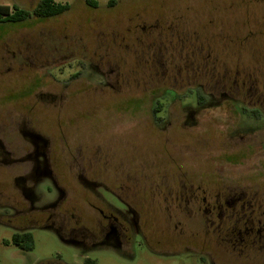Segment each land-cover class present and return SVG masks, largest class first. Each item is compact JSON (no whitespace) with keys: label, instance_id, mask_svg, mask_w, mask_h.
<instances>
[{"label":"flooded vegetation","instance_id":"flooded-vegetation-1","mask_svg":"<svg viewBox=\"0 0 264 264\" xmlns=\"http://www.w3.org/2000/svg\"><path fill=\"white\" fill-rule=\"evenodd\" d=\"M156 26L149 28H160ZM142 28L148 29L147 26ZM159 39L161 41L157 45L168 50L166 46L171 42ZM116 45L99 37L88 41L72 36L60 43L56 39L49 42L37 37H0V172L3 174L15 167H25L24 174L15 177L14 184L21 189L29 205L21 209L12 207L13 216L30 211L36 214L14 227L25 229L46 222L40 226L55 230L66 240L83 245L93 242L112 244L120 249L129 248L133 238L140 236L145 246L155 251L149 227L155 213L161 211L165 219L176 221L174 227L176 230L179 228V236L188 238L183 250L198 255L204 264H264V187L261 184H253L241 176L223 179L216 170L211 181L156 182L154 163L145 165L118 152L121 144L114 137L124 126L122 118H116L114 125L108 126V134L101 132L96 135L89 122L88 131L80 133L83 123L73 116L69 107L71 104H83L81 100L90 91L99 97L108 91V107L112 106L117 117L121 116L122 107L118 104L126 79L122 72L123 56ZM160 60L161 53H154L150 65L153 92L165 87L155 85L153 79L156 67H161ZM166 71L163 69L162 77ZM261 73L257 68L229 69L225 74L227 79L218 80L215 85L217 88L219 83L222 84L218 97L205 92L203 84H200L202 93L197 94L198 104H182L183 108L190 109L185 123L195 125L200 109L219 106L221 104L216 103L224 99L232 103L229 108L237 114V119L231 136L246 144L238 153L232 154L234 160L244 156L241 154H264V86L259 85ZM156 75L161 77L158 72ZM28 84L33 88L27 91L25 86ZM134 86L137 87L136 79L125 89L130 88L133 92L136 90ZM161 91L166 99L171 92L165 88ZM157 103L152 107V116L145 122L153 131L155 125L162 121L163 125L170 123L171 104ZM77 107L78 111L84 112L83 107ZM49 113L55 117L57 132L46 126L45 116ZM67 127L71 133L65 131ZM65 171L78 173L81 183L99 201V206L90 202L99 212L95 230L83 224L70 226L68 212L63 206L68 201L61 180ZM45 178L50 179L57 198L38 206L36 188ZM3 182L0 184L5 188ZM1 190L0 195L4 197ZM0 205L7 206V203L1 204L0 201ZM162 205H165V213ZM169 231L164 229L159 236L171 237L172 232ZM161 241L158 239L157 243L161 244ZM181 251L170 248L160 252L175 254Z\"/></svg>","mask_w":264,"mask_h":264},{"label":"rangeland","instance_id":"rangeland-1","mask_svg":"<svg viewBox=\"0 0 264 264\" xmlns=\"http://www.w3.org/2000/svg\"><path fill=\"white\" fill-rule=\"evenodd\" d=\"M38 1L0 0V4L9 5L11 14L16 11L15 5L33 10ZM55 1L68 3L70 8L43 19L31 16L6 22L2 21L5 15H1L0 37H37L49 42L56 39L59 43L72 36L88 41L89 38L94 41L99 37L120 47L123 78L126 79L118 104V107H122L121 116L117 117L115 109L108 107V91L101 97L94 96L95 92L90 91L81 100L83 104H71L69 107L73 116L83 123L80 126L81 134L88 131V122L93 125L96 135L101 132L108 134V126L114 125L116 118H122L124 126L114 137L121 144L118 152L145 165L154 163L156 182L211 181L216 170L220 178L241 176L264 187V168L261 167L264 165L263 153L241 154L244 156L237 160L232 157L246 144L231 136L237 119V114H233L229 108L231 102L224 99L216 103L221 104L219 106L200 109L195 125L185 123L190 109L182 107V104H198L197 94L202 93L200 84H203L205 92H212L218 97L222 84L219 83L217 88L215 85L218 80L227 79L225 74L229 69L257 68L262 72L259 85L264 86V0H114L112 4V0H96L97 6L87 4L86 0ZM156 24L160 28H149ZM93 26L97 29H93ZM143 26L148 29L143 30ZM159 38L171 42L166 46L168 50L157 45L161 41ZM109 46L112 45H106ZM156 52L161 53V67L157 66L156 72L161 76L163 69L167 70L163 77H158L154 72L155 85L165 86L157 88L159 92L152 91L150 81V65ZM257 73L260 75L259 71ZM134 79L137 80V87L134 86L136 90L125 89ZM31 88L33 85L25 86L27 91ZM164 88L171 91L167 99L161 91ZM158 101L160 104H171L170 123L166 126L162 121L155 125L156 131H153L145 122L152 116V107ZM77 106L83 107L84 112L78 111ZM45 120L46 126L57 132L54 115L49 113ZM65 131L72 132L69 127ZM25 170L24 166H19L8 173L0 172V182L5 180V188L0 184L5 193L4 197L0 195V201L10 206L0 205V264H38L57 258L70 264H85L88 257L96 260L97 264H204L198 255L183 250L188 238L179 236V228L176 230L174 227L176 221L165 219L161 211L155 213L149 227L150 241L155 251L147 248L140 236L133 238L127 249L94 242L79 244L64 239L53 229L40 226L46 222L28 228L34 237L33 249L19 247L12 241L16 229L9 222L13 223L17 217L13 216L15 212L12 207L21 209L29 205L21 189L14 184L15 177L24 174ZM78 175L65 171L61 176L68 194V201L63 206L68 212L70 226L83 224L95 230L99 212L90 202L96 206L100 203L81 183ZM51 185L48 178L38 184L36 205L41 206L57 198V191ZM165 205L161 206L162 211ZM23 215L31 219L36 214L30 211ZM20 223L25 221H17V224ZM164 229H169L172 236L160 237ZM158 239L162 240L161 244L157 243ZM170 248L182 251L175 254L160 252Z\"/></svg>","mask_w":264,"mask_h":264},{"label":"trees","instance_id":"trees-1","mask_svg":"<svg viewBox=\"0 0 264 264\" xmlns=\"http://www.w3.org/2000/svg\"><path fill=\"white\" fill-rule=\"evenodd\" d=\"M86 3L92 6H97L98 2L96 0H86ZM114 3V0L111 1V4ZM16 9L15 12L10 14V6L6 4H0V17L1 15H5L2 21L10 22L15 20H24L31 16H35L37 18L43 19L52 17L58 14L63 13L67 9L70 8V4L68 3H58L55 0H39L33 10H27L18 7L17 5L14 6ZM26 221V215L17 216L15 221L12 223L9 222L13 227L17 221L20 220ZM32 226V225H31ZM15 228V227H14ZM29 228V227H28ZM28 228L25 229H16L13 233L12 241L17 244L19 247L23 249H33L34 248V237L31 230ZM38 264H70L64 262L62 259H51L40 261ZM85 264H97V261L88 257L85 259Z\"/></svg>","mask_w":264,"mask_h":264}]
</instances>
